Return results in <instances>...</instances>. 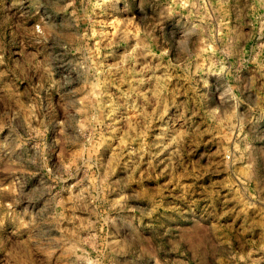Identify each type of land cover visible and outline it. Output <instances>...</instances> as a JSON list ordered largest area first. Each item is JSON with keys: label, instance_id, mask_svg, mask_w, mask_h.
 Segmentation results:
<instances>
[{"label": "rangeland", "instance_id": "374dc122", "mask_svg": "<svg viewBox=\"0 0 264 264\" xmlns=\"http://www.w3.org/2000/svg\"><path fill=\"white\" fill-rule=\"evenodd\" d=\"M0 264H264V0H0Z\"/></svg>", "mask_w": 264, "mask_h": 264}]
</instances>
